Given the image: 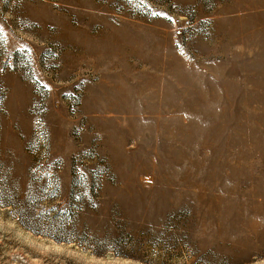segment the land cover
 <instances>
[{"label":"rangeland","instance_id":"374dc122","mask_svg":"<svg viewBox=\"0 0 264 264\" xmlns=\"http://www.w3.org/2000/svg\"><path fill=\"white\" fill-rule=\"evenodd\" d=\"M161 52L185 132L93 98ZM258 151L264 0H0V264H264Z\"/></svg>","mask_w":264,"mask_h":264},{"label":"bare ground","instance_id":"6f19581e","mask_svg":"<svg viewBox=\"0 0 264 264\" xmlns=\"http://www.w3.org/2000/svg\"><path fill=\"white\" fill-rule=\"evenodd\" d=\"M248 1L252 2L254 0ZM152 50L157 51L158 49ZM138 54L141 53L138 52ZM142 59L146 62H150L154 66H167L168 70L158 68L156 73L143 72L139 74L134 72L132 73V70L129 69L130 77L127 78V81H121L120 79H117L118 83L115 87L109 88L101 94H95L93 97L95 103L98 104L103 100L106 101L109 106H112L110 107L112 110L124 111L136 116H140V114L144 111L148 112L150 113L149 118L152 119L149 120L150 127L153 128L154 131L159 129L158 127L160 126L161 121L168 119V121H175V124L178 126V131L185 132L189 128L190 123H184L178 115L183 116L185 113L187 114L188 112H192V108H190L188 105H185V101L178 103L177 100L182 96V93L178 91V88L176 89L170 86L172 82L170 77L172 76L168 77L169 73L172 75L177 73L176 68L169 67H171V65H177L180 63L179 60L177 58H172L170 61L163 60L162 52L157 54V59ZM177 79L181 81L179 77ZM158 94L159 96L157 100L152 101L151 98L153 99V97ZM176 111L178 112V115H175ZM171 112H174V114ZM171 125L172 124L166 126L168 130H170L169 127ZM166 127H162L160 129L163 132L162 137H165L166 133L168 132ZM168 143L172 146H175L174 141H168ZM189 151V149H185L186 153ZM123 153L125 158L131 157V153H128L125 150H123ZM262 155L264 156V151H258L251 154L249 158H256V156L261 157ZM233 164L234 166H237L235 162H233ZM234 166H232V169H235V171L238 170V168ZM185 167L188 168L187 162L185 163ZM191 174H193V171H185L184 176L185 178H188L191 176ZM232 191H235V189L233 188ZM260 194L261 192L259 190H254L252 193H250L249 197L252 201H255V197Z\"/></svg>","mask_w":264,"mask_h":264}]
</instances>
